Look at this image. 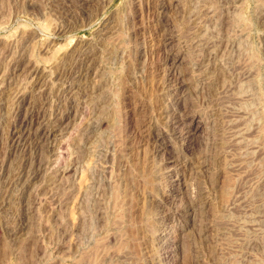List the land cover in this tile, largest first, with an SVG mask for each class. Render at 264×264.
I'll return each instance as SVG.
<instances>
[{
    "label": "rangeland",
    "instance_id": "obj_1",
    "mask_svg": "<svg viewBox=\"0 0 264 264\" xmlns=\"http://www.w3.org/2000/svg\"><path fill=\"white\" fill-rule=\"evenodd\" d=\"M81 4L0 0V264H264V0Z\"/></svg>",
    "mask_w": 264,
    "mask_h": 264
},
{
    "label": "bare ground",
    "instance_id": "obj_2",
    "mask_svg": "<svg viewBox=\"0 0 264 264\" xmlns=\"http://www.w3.org/2000/svg\"><path fill=\"white\" fill-rule=\"evenodd\" d=\"M87 1H89V0H81V2H82L83 5H87ZM78 2H80V1H78ZM73 3H74V2H73ZM82 4H81V6H82ZM75 6H76V5H75ZM85 7H86V6H85ZM78 10H79V9H78ZM64 11H65V10H64ZM131 12H132V11H131ZM65 13H66V12H65ZM157 13H158V12H157ZM133 14H134V13H133ZM162 25H163V24H162ZM163 35H164V34H163ZM163 37H164V36H163ZM135 40H136V39H135ZM133 41H134V40H133ZM163 43H164V42H163ZM81 51H82V50H81ZM92 52H93V51H92ZM80 54H81V53H80ZM86 54H87V53H86ZM88 55H89V54H88ZM81 59H82V58H81ZM85 59H86V58H85ZM75 61H76V60H75ZM21 63H22V62H21ZM172 64H173V63H172ZM78 66H79V65H78ZM80 66H81V65H80ZM65 68H66V67H65ZM63 75H64V74H63ZM63 75H62V76H63ZM173 75H174V74H173ZM175 75H176V74H175ZM77 76H78V75H77ZM176 76H177V75H176ZM173 78H174V77H173ZM165 79H166V78H165ZM168 79H169V78H168ZM171 79H172V78H171ZM180 79H181V78H180ZM180 79H179V80H180ZM173 80H174V79H173ZM164 81H165V80H164ZM166 81H167V79H166ZM170 81H171V80H170ZM164 83H166V82H164ZM171 83H173V82H171ZM171 83H170V84H171ZM175 83H178V81L175 82ZM175 83H174V84H175ZM163 85H165V84H163ZM167 86H168V85H167ZM171 86H172V84H171ZM169 87H170V86H169ZM175 87H177V86H175ZM77 88H78V87H77ZM186 88H187V87H186ZM67 89H68V88H67ZM163 89H164V88H163ZM176 89H177V88H176ZM175 91H176V90H175ZM77 92H78V91H77ZM77 92H76V93H77ZM183 93H184V92H183ZM164 97H165V96H164ZM165 105H166V104H165ZM168 109H169V108H168ZM165 110H166V109H165ZM174 113H175V112H174ZM169 115H170V114H169ZM170 116H171V115H170ZM186 116H187V115H186ZM23 125H25V124H23ZM26 125H27V124H26ZM27 127H28V126H27ZM174 127H175V126H174ZM24 129H25V128H24ZM48 129H49V128H48ZM169 129H170V128H169ZM19 130H20V128H19ZM176 130H177V129H176ZM26 131H27V130H26ZM188 131H189V130H188ZM30 134H31V132H30ZM169 134H170V133H169ZM27 135H28V134H27ZM27 135H26V136H27ZM47 135H48V134H47ZM17 136H18V135H17ZM26 136H25L24 133H23V134L21 133V134L19 135V137H17V139L15 138V142L18 143V144H21V143H22V140H23V137H26ZM176 136H177V135H176ZM186 136H187V135H186ZM35 138H36V137H35ZM41 138H42V137H41ZM24 140H25V139H24ZM40 140H41V139H40ZM176 140H177V139H176ZM37 141H39V140H37ZM13 142H14V141H13ZM37 144H38V143H37ZM16 145H17V144H16ZM35 146H36V145H35ZM27 147H28V146H27ZM30 147H31V146H30ZM34 148H35V147H34ZM30 149H31V148H30ZM15 150H16V149H15ZM12 151H13V150H12ZM25 151H26V149H25ZM178 156H179V155H178ZM37 163H38V162H37ZM29 165H30V164H29ZM31 165H33V164H31ZM30 167H31V166H30ZM39 167H40V166H39ZM28 170H29V169H28ZM28 170H27V171H28ZM17 177H18V176H17ZM30 178H31V177H30ZM20 180H21V179H20ZM190 199H191V198H190ZM196 202H197V201H196ZM193 203H194V202H193ZM191 204H192V203H191ZM185 206H186V205H185ZM185 206H184V207H185ZM200 206H201V205H200ZM187 207H188V206H187ZM187 207H186V208H187ZM190 208H191V207H190ZM203 209H204V208H203ZM206 223H207V222H206ZM16 230H17V229H16ZM205 230H206V229H205ZM205 230H204V231H205ZM201 232H202V231H201ZM16 233H17V232H16ZM183 243H184V242H183ZM157 251H158V250H157Z\"/></svg>",
    "mask_w": 264,
    "mask_h": 264
}]
</instances>
